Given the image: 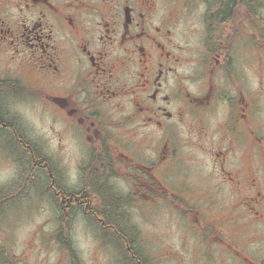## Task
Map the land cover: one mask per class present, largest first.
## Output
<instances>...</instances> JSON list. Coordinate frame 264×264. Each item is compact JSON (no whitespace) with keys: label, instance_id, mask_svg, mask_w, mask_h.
Wrapping results in <instances>:
<instances>
[{"label":"flooded vegetation","instance_id":"obj_1","mask_svg":"<svg viewBox=\"0 0 264 264\" xmlns=\"http://www.w3.org/2000/svg\"><path fill=\"white\" fill-rule=\"evenodd\" d=\"M263 35L264 0H0V150L23 182L0 195L42 166L64 195H115L127 233L111 244L138 264L147 243L120 201L156 195L194 221L209 264H264ZM22 104L49 115L56 151L73 143L64 171ZM90 213L74 221L98 231Z\"/></svg>","mask_w":264,"mask_h":264},{"label":"rangeland","instance_id":"obj_2","mask_svg":"<svg viewBox=\"0 0 264 264\" xmlns=\"http://www.w3.org/2000/svg\"><path fill=\"white\" fill-rule=\"evenodd\" d=\"M262 66L264 70V62ZM249 76L254 79L250 68ZM38 106L22 104L24 120L33 137L44 142L43 151L50 155L56 154L55 164L64 171L72 159L66 152L73 155L76 150L73 143L64 140V148L56 151L58 137L52 132L49 115L44 114ZM55 127L61 128L60 125ZM0 160H5V163L0 161V184L6 185L8 190L13 187L16 192L20 189L17 185L20 187L23 183H18L21 180L19 169L4 158L2 150ZM42 187L40 180L37 186L27 189L26 195H0V205L3 203V212L0 213V250L6 256V260L0 259V264H124L118 260L115 248L107 238L99 234L82 216L75 219L71 232L74 262L58 240L59 212L49 195L43 194ZM149 197L145 207L136 205L134 199L131 204L122 200V204L127 205H123L122 210L128 212L131 224L140 231L136 238L146 240L144 247L151 264H201L202 261L209 264L210 247L208 242L202 245L196 242L203 237H197L195 233L198 229L191 227L194 221L186 219L185 211L172 210L168 204L158 205V196ZM136 245L142 254L144 247Z\"/></svg>","mask_w":264,"mask_h":264},{"label":"trees","instance_id":"obj_3","mask_svg":"<svg viewBox=\"0 0 264 264\" xmlns=\"http://www.w3.org/2000/svg\"><path fill=\"white\" fill-rule=\"evenodd\" d=\"M47 168L48 167L42 166L36 175L37 177H32V180L29 181L28 184H25H27L26 186H29L35 181H39L37 178L41 180L42 176H45L48 179L50 178L49 180L51 183L45 187V192L51 191L57 193V195H49V197L59 212V227L57 231L59 236L58 240L72 256L74 262L75 251L73 249L71 232L76 210H85V206L88 209H94V213H90L88 216L86 215V217L91 223H96L97 227L104 231L106 237H110L112 235L114 236L119 233V231H123L122 233H127L125 232V228L119 224V222L122 221V218L120 221L115 214L119 202L117 199H115V195H102V203L99 207L85 203L86 199L89 196L91 197V195H87V197H85V195H64L66 190L65 188L61 187L59 177L54 175V173ZM119 199H121V197H119ZM121 238L124 239V237ZM4 256V253L0 250V259H4ZM128 256L130 257L129 261L131 264H138L132 253H128Z\"/></svg>","mask_w":264,"mask_h":264}]
</instances>
